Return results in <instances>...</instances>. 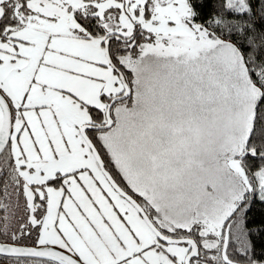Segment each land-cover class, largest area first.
<instances>
[{
  "label": "snow or ice",
  "instance_id": "snow-or-ice-1",
  "mask_svg": "<svg viewBox=\"0 0 264 264\" xmlns=\"http://www.w3.org/2000/svg\"><path fill=\"white\" fill-rule=\"evenodd\" d=\"M0 264H264V0H0Z\"/></svg>",
  "mask_w": 264,
  "mask_h": 264
}]
</instances>
